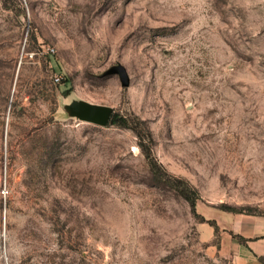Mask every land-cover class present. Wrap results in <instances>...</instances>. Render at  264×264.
I'll return each instance as SVG.
<instances>
[{
	"label": "rangeland",
	"instance_id": "374dc122",
	"mask_svg": "<svg viewBox=\"0 0 264 264\" xmlns=\"http://www.w3.org/2000/svg\"><path fill=\"white\" fill-rule=\"evenodd\" d=\"M263 233L264 0H0V264H231Z\"/></svg>",
	"mask_w": 264,
	"mask_h": 264
},
{
	"label": "crops",
	"instance_id": "0c3cea01",
	"mask_svg": "<svg viewBox=\"0 0 264 264\" xmlns=\"http://www.w3.org/2000/svg\"><path fill=\"white\" fill-rule=\"evenodd\" d=\"M218 251L224 257L229 256L231 264H259L258 258L264 254V236L259 240H247L243 244L235 242L232 236L227 235L222 238Z\"/></svg>",
	"mask_w": 264,
	"mask_h": 264
},
{
	"label": "water",
	"instance_id": "95a60500",
	"mask_svg": "<svg viewBox=\"0 0 264 264\" xmlns=\"http://www.w3.org/2000/svg\"><path fill=\"white\" fill-rule=\"evenodd\" d=\"M117 72L122 85H127V75L120 65L111 68L107 73ZM73 115L80 121L92 122L98 125H106L112 113V108L106 105H98L86 101H78L71 105Z\"/></svg>",
	"mask_w": 264,
	"mask_h": 264
},
{
	"label": "trees",
	"instance_id": "16d2710c",
	"mask_svg": "<svg viewBox=\"0 0 264 264\" xmlns=\"http://www.w3.org/2000/svg\"><path fill=\"white\" fill-rule=\"evenodd\" d=\"M108 124H114L116 126H120V127H127V122L124 119V117L118 115L115 112H112L110 115V118L108 120ZM146 157L148 158V164L150 166V169L152 170L153 176L154 178L158 179V180H162L165 184H167L169 187L170 185L175 187L176 189H178L183 196L190 200L191 205H194V198H192V196L190 197L186 191V189L183 186H180V184H177V182H172L170 180V177L168 176V174L162 169L160 168L156 161L150 156V153H146ZM173 183V184H172ZM191 191V193L194 194V190H189Z\"/></svg>",
	"mask_w": 264,
	"mask_h": 264
},
{
	"label": "built area",
	"instance_id": "2783aa9c",
	"mask_svg": "<svg viewBox=\"0 0 264 264\" xmlns=\"http://www.w3.org/2000/svg\"><path fill=\"white\" fill-rule=\"evenodd\" d=\"M55 79L57 80V79H58V77H55Z\"/></svg>",
	"mask_w": 264,
	"mask_h": 264
}]
</instances>
